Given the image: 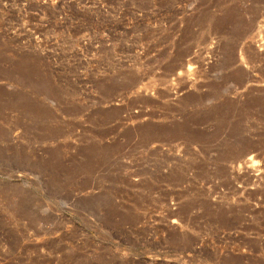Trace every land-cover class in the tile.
<instances>
[{
  "label": "rangeland",
  "instance_id": "rangeland-1",
  "mask_svg": "<svg viewBox=\"0 0 264 264\" xmlns=\"http://www.w3.org/2000/svg\"><path fill=\"white\" fill-rule=\"evenodd\" d=\"M0 264H264V0H0Z\"/></svg>",
  "mask_w": 264,
  "mask_h": 264
}]
</instances>
